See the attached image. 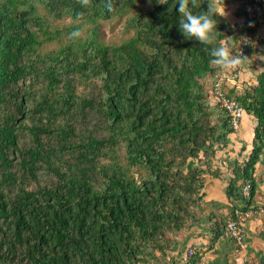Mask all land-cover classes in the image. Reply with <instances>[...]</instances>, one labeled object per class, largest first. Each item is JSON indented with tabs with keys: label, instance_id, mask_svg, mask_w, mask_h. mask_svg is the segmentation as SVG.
<instances>
[{
	"label": "trees",
	"instance_id": "16d2710c",
	"mask_svg": "<svg viewBox=\"0 0 264 264\" xmlns=\"http://www.w3.org/2000/svg\"><path fill=\"white\" fill-rule=\"evenodd\" d=\"M178 2L112 0L109 10L106 0H0V264L166 262L194 224H208L214 243L236 212L256 207L264 36L256 54L253 0H224L219 17L218 38L235 50L249 40L244 61L260 66L240 91L222 79L230 69L211 63L212 45L182 34ZM113 18L127 37L106 44L100 25ZM216 90L254 125L248 160L222 161L225 197L245 203L224 218L221 203L204 199L206 178L221 173L214 151L233 134Z\"/></svg>",
	"mask_w": 264,
	"mask_h": 264
},
{
	"label": "crops",
	"instance_id": "0c3cea01",
	"mask_svg": "<svg viewBox=\"0 0 264 264\" xmlns=\"http://www.w3.org/2000/svg\"><path fill=\"white\" fill-rule=\"evenodd\" d=\"M263 36L264 28L260 29L259 32L257 31L255 35L257 40L263 38ZM255 61H257V58ZM248 63H245V67L243 66L242 75L238 81L234 82L231 80L226 82L228 89L236 86L237 91L242 90L243 83L246 82L245 76L252 77L256 73V69L253 72L251 71L254 66L250 68L253 62L250 61L251 65H248ZM258 65L255 64V67L259 71ZM248 117L249 119L243 121L240 125L239 130L228 137L227 147L214 151V156L212 157L213 166L220 169V176L218 178L207 177L205 181L204 199L207 202L221 203L223 208L218 210V212L223 218L228 215L229 207L233 206L236 210H242L245 207L243 201L229 202L225 197L224 191L228 177L231 175V170L224 168L222 161H237L242 165L248 160L254 126L252 118ZM194 165H196V161L191 160L189 166L192 167ZM254 177L260 181L259 190L254 198V205L264 206V174L261 163L255 166ZM243 244L241 253L244 252L247 256L258 259L260 264H264V215L253 214L250 219L246 220ZM190 248L194 249L195 253L200 256L197 264H231L232 257H235L237 253L236 245L227 236L223 235L213 243L211 228L206 223L194 224L189 230L181 233L171 249L170 256L175 260H184L186 259V252Z\"/></svg>",
	"mask_w": 264,
	"mask_h": 264
},
{
	"label": "clouds",
	"instance_id": "9594fccd",
	"mask_svg": "<svg viewBox=\"0 0 264 264\" xmlns=\"http://www.w3.org/2000/svg\"><path fill=\"white\" fill-rule=\"evenodd\" d=\"M161 2V0H160ZM87 0H85V4ZM196 0H179L178 10L182 14L179 29L188 38H194L206 45H212L209 49L211 63L219 65L225 69H232L240 66L244 57L233 46L218 38L219 17L226 15L224 0H210L207 9L200 8L194 11ZM106 7L113 8L112 0H106ZM82 14V13H81ZM83 29L79 26L74 27L70 35L73 38L81 37ZM218 41L217 43H214Z\"/></svg>",
	"mask_w": 264,
	"mask_h": 264
},
{
	"label": "built area",
	"instance_id": "2783aa9c",
	"mask_svg": "<svg viewBox=\"0 0 264 264\" xmlns=\"http://www.w3.org/2000/svg\"><path fill=\"white\" fill-rule=\"evenodd\" d=\"M262 0H253V7L252 12L255 16V19L258 24H263V8L261 4ZM249 40H244L243 43L238 47V50L243 56L247 50V47L250 45ZM243 63L236 68L230 69L226 75L222 77V79L226 78L230 80H235L237 77H240L242 72ZM213 100L218 107L225 111L229 118V123L233 133H236L241 124V120L243 118V114L245 113L242 106L235 101L234 99L226 96L224 92L221 90H216L213 94ZM248 186L243 188V195L246 196L248 194ZM253 214L256 215H264V206H256L251 209L248 213H240L236 212L235 219H228L225 222V233L228 238L234 240L237 244L242 245L244 242V222L248 219V217L252 216ZM194 254L193 250H188L186 259ZM184 260H175V259H168L166 262H158L156 264H184L186 262Z\"/></svg>",
	"mask_w": 264,
	"mask_h": 264
},
{
	"label": "rangeland",
	"instance_id": "374dc122",
	"mask_svg": "<svg viewBox=\"0 0 264 264\" xmlns=\"http://www.w3.org/2000/svg\"><path fill=\"white\" fill-rule=\"evenodd\" d=\"M229 16V15H228ZM264 28V25L263 24H259V28H258V32L260 31V29ZM100 32H101V39L104 41V43L106 44H119L121 43L126 37H127V34H125L124 32V28H123V21L121 20H118L116 18H113L109 21H105V22H101V25H100ZM257 33V32H256ZM256 35V34H255ZM255 38V42L253 43L254 45H252V49L253 51H256V54H258V51H259V47L257 45V39L256 37ZM257 42V43H256ZM56 45H48L47 47H45L44 50H50L52 48H54ZM258 57V55H254L252 58L254 60H256V58ZM257 61H258V58H257ZM245 65V61L243 63V66ZM245 67V66H244ZM258 68L260 70V66L258 65ZM254 70L256 69V73L258 72L257 70V67H254L253 68ZM253 72V71H252ZM242 74H240L241 76ZM231 78H229L228 80H230ZM245 81L247 83H252L254 82L253 78L252 77H248V76H245ZM242 80V79H241ZM234 81V80H233ZM227 82V81H226ZM235 82V81H234ZM249 117L247 114H243V118L241 120V124L243 123V121L245 120H248ZM240 124V125H241ZM252 217V216H250ZM250 217H248V219H250ZM247 219V220H248ZM246 223V221L244 222V224ZM236 245V244H235ZM244 245V244H242ZM242 245L241 246H238L236 245V254H235V257H232V262L231 264H260V262L258 261V259L256 258H252L250 256H247L246 253H241V249H242ZM190 250H193L192 248H190ZM240 251V252H239ZM188 252V251H187ZM187 252H186V255H187ZM196 251H194L195 253ZM171 257V256H170Z\"/></svg>",
	"mask_w": 264,
	"mask_h": 264
}]
</instances>
